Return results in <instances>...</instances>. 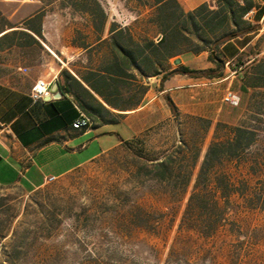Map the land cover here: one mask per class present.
<instances>
[{
    "label": "rangeland",
    "instance_id": "rangeland-1",
    "mask_svg": "<svg viewBox=\"0 0 264 264\" xmlns=\"http://www.w3.org/2000/svg\"><path fill=\"white\" fill-rule=\"evenodd\" d=\"M141 1L145 0H99L109 21L137 29H143L148 13ZM40 7L46 35L40 40L54 54L46 79H59L62 70L74 74L85 63L82 50L76 47L80 31H85L84 19L60 2L44 6L29 0H0V9L12 21ZM258 47L264 48V36L241 59ZM179 59L190 69L215 67L207 53ZM231 67L225 64L224 76H232ZM238 95L237 107L221 104L230 111L242 110L240 119L259 109L264 113L262 90ZM193 118L177 111L176 120L168 118L148 128L38 189L0 185V222L9 225L0 260L5 252L13 264H264V211L250 206L251 197H264V117L252 122L259 129L258 141L247 156L249 163H257L253 170L247 165L238 170L228 166L239 194L231 197L226 220L211 238L180 228L195 178L185 195L179 196L168 185L146 177L142 169L176 147L189 161L199 148L204 154L215 124L203 135V125ZM110 128L119 136L128 135L119 126Z\"/></svg>",
    "mask_w": 264,
    "mask_h": 264
},
{
    "label": "trees",
    "instance_id": "trees-1",
    "mask_svg": "<svg viewBox=\"0 0 264 264\" xmlns=\"http://www.w3.org/2000/svg\"><path fill=\"white\" fill-rule=\"evenodd\" d=\"M35 1L44 6L60 2L85 21V31H80V42L76 45L82 50L85 63L74 74L62 70L58 82L62 91L74 97L78 109L91 120L92 126L94 123L117 124L124 113L138 109L150 89L148 80L151 78H160L161 83L175 75L200 80L223 78L224 44L257 29L245 18L255 7L254 0H209L192 10L186 9L179 0L141 1V7L148 12L143 29L109 21L99 0ZM42 10L40 7L21 20L12 21L0 9V51L31 46L35 40L29 33L42 39ZM203 53L208 54L214 68L195 70L183 64L172 67L176 59ZM242 65L240 57L231 69ZM241 81L242 92L248 89L264 92V58L243 68ZM167 100L173 116L177 117L174 104ZM263 117L259 109L251 117L244 116L236 125L215 124L180 228L211 238L222 227L230 210L231 197L239 194L228 166L233 164L238 170L241 165H247L253 170L257 163H249L247 156L258 141L259 129L252 122H261ZM193 120L203 125V135L212 126V121L207 119L194 117ZM201 152L197 149L189 161L176 147L172 153L151 161L149 167L142 166V169L146 177L168 185L174 194L182 196L192 181ZM250 201L251 208L264 211V197H251ZM2 224L0 222V252L2 241L9 234V225ZM2 255L0 264H13L5 252Z\"/></svg>",
    "mask_w": 264,
    "mask_h": 264
},
{
    "label": "crops",
    "instance_id": "crops-1",
    "mask_svg": "<svg viewBox=\"0 0 264 264\" xmlns=\"http://www.w3.org/2000/svg\"><path fill=\"white\" fill-rule=\"evenodd\" d=\"M179 1L192 10L207 0ZM254 4L246 20L256 26V31L232 39L222 47L228 65L233 66L236 59L242 58L264 36V0H254ZM41 34L46 39L43 30ZM29 35L36 41L31 46L0 51V185L5 187L24 185L38 189L47 178H61L146 129L168 118L176 120L167 98L182 115L207 119L212 125L235 124L242 110L230 111L223 106L222 98L230 89L236 94L242 92L240 71L264 58V48L253 49V54L242 59L243 65L233 70L232 76L225 74L208 82L176 75L163 83L160 78L149 79L150 89L142 105L124 113L117 124L94 123L89 129L75 131L71 124L82 112L74 97L60 89L57 77L46 79L54 54L35 34ZM40 80L51 86L57 83L60 97L54 99L51 93L50 98L32 100L31 91ZM155 81L156 89H153L151 84ZM110 126L124 128L128 135L119 136ZM200 163L198 160L194 178Z\"/></svg>",
    "mask_w": 264,
    "mask_h": 264
},
{
    "label": "built area",
    "instance_id": "built-area-1",
    "mask_svg": "<svg viewBox=\"0 0 264 264\" xmlns=\"http://www.w3.org/2000/svg\"><path fill=\"white\" fill-rule=\"evenodd\" d=\"M34 1V0H29ZM248 14L245 16L247 18ZM51 83L40 80L36 83L31 91V98L34 101L44 100L51 97ZM222 103L230 107H237L240 103V96L231 90H227L222 98ZM92 126L91 120L80 113V115L72 122L71 128L75 131H82L89 129ZM55 178L50 177L46 179V183H51Z\"/></svg>",
    "mask_w": 264,
    "mask_h": 264
},
{
    "label": "water",
    "instance_id": "water-1",
    "mask_svg": "<svg viewBox=\"0 0 264 264\" xmlns=\"http://www.w3.org/2000/svg\"><path fill=\"white\" fill-rule=\"evenodd\" d=\"M181 63V60L180 59H176L173 61V64L174 65H179ZM57 87H58V84L57 83H54L52 86H51V92L54 94L53 95V98H59L60 97V93L57 92Z\"/></svg>",
    "mask_w": 264,
    "mask_h": 264
}]
</instances>
